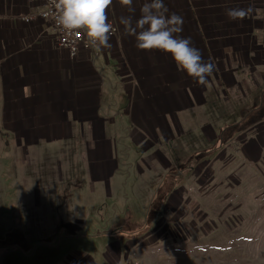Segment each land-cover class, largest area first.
I'll return each instance as SVG.
<instances>
[{"label": "rangeland", "instance_id": "374dc122", "mask_svg": "<svg viewBox=\"0 0 264 264\" xmlns=\"http://www.w3.org/2000/svg\"><path fill=\"white\" fill-rule=\"evenodd\" d=\"M261 51L249 64L224 63L229 82L206 83L205 102L187 114L181 136L149 140L148 154L162 160L154 169L139 167L137 155L146 151L133 148L130 164L119 162L98 180L80 161H68L71 143L14 149L6 136L0 264H264ZM126 128L107 130L117 136L118 157L132 144Z\"/></svg>", "mask_w": 264, "mask_h": 264}, {"label": "crops", "instance_id": "0c3cea01", "mask_svg": "<svg viewBox=\"0 0 264 264\" xmlns=\"http://www.w3.org/2000/svg\"><path fill=\"white\" fill-rule=\"evenodd\" d=\"M140 3L134 0L137 9ZM164 3L169 13L184 18L183 31L177 35L190 37L203 59L214 65L207 82H229L227 61L249 64L260 57L264 0ZM248 7L252 11L243 19L226 15L229 8ZM43 8L41 0H0V142L12 136L14 149L22 143L28 149L39 143H71L68 161H80L100 180L112 175L119 162L130 164L136 155L133 148L145 149L149 140L157 143L181 136L191 123L187 114L191 118L195 105L205 102L207 82L200 84L187 76L169 54L138 49L135 38L125 35L119 24V17L128 14L119 0H113L108 9L117 26V36L109 41L111 48L81 49L74 58L59 48L50 21L23 20ZM112 126L127 127L125 142L130 138L132 144L124 146L125 157H118L114 150L117 136H107ZM145 151L146 156L144 152L137 155L139 167L154 169L162 164L158 152ZM212 162L213 156L201 169Z\"/></svg>", "mask_w": 264, "mask_h": 264}, {"label": "clouds", "instance_id": "9594fccd", "mask_svg": "<svg viewBox=\"0 0 264 264\" xmlns=\"http://www.w3.org/2000/svg\"><path fill=\"white\" fill-rule=\"evenodd\" d=\"M135 2L139 3V0ZM119 4L128 12L119 17V24L125 35L135 38L138 49L169 54L187 76L200 84L207 82L214 65L203 59L190 37L177 35L183 31L184 18L181 15L169 13L164 0H142L139 9L134 6V0H119ZM112 5L113 0H58L55 19L67 33L83 31L89 46L101 52L111 48L109 41L114 28L109 22L108 9ZM251 11V7L229 8L226 15L231 20H240Z\"/></svg>", "mask_w": 264, "mask_h": 264}, {"label": "built area", "instance_id": "2783aa9c", "mask_svg": "<svg viewBox=\"0 0 264 264\" xmlns=\"http://www.w3.org/2000/svg\"><path fill=\"white\" fill-rule=\"evenodd\" d=\"M44 4V8L42 11L32 15V16H24L23 20L25 22L29 21L31 17H40L43 20H48L52 23L53 31L56 35V40L59 48L67 50L69 56L74 58L79 50L89 51L93 50L89 46L88 38L83 31L77 33H67L60 25L57 24L55 19V4L58 0H41ZM109 17V22L113 24V32L111 34V38L113 39L117 36V26L112 18ZM130 264H140L137 260L132 259Z\"/></svg>", "mask_w": 264, "mask_h": 264}]
</instances>
